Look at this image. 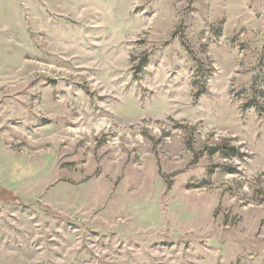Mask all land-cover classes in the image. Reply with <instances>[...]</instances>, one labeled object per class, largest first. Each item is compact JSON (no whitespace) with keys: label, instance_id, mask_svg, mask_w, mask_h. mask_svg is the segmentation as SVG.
Masks as SVG:
<instances>
[{"label":"rangeland","instance_id":"rangeland-1","mask_svg":"<svg viewBox=\"0 0 264 264\" xmlns=\"http://www.w3.org/2000/svg\"><path fill=\"white\" fill-rule=\"evenodd\" d=\"M0 264H264V0H0Z\"/></svg>","mask_w":264,"mask_h":264},{"label":"trees","instance_id":"trees-1","mask_svg":"<svg viewBox=\"0 0 264 264\" xmlns=\"http://www.w3.org/2000/svg\"><path fill=\"white\" fill-rule=\"evenodd\" d=\"M217 152H219L225 159H234L239 156V153L236 152L234 148H230L228 146L221 147Z\"/></svg>","mask_w":264,"mask_h":264}]
</instances>
